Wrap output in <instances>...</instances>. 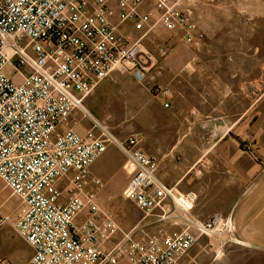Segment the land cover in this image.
<instances>
[{
  "label": "built area",
  "instance_id": "built-area-1",
  "mask_svg": "<svg viewBox=\"0 0 264 264\" xmlns=\"http://www.w3.org/2000/svg\"><path fill=\"white\" fill-rule=\"evenodd\" d=\"M146 1L0 0V180L24 205L16 219L0 208V230L10 225L32 247L27 264H179L202 237L214 239L219 252L240 243L233 214L203 221L193 213L196 193L159 179L158 162L140 147L141 137L119 141L98 123L99 134L63 130L116 69L144 82L168 56L165 42L157 53L143 43L156 25L182 31L195 50L204 47L206 36L180 10L181 0H154L155 10L140 13ZM128 22L145 35L130 41L120 32ZM9 67L28 74L15 83ZM241 90L263 98L264 70ZM155 92L170 100L175 88L158 85ZM111 145L132 165L124 196L145 215L128 233L101 208L106 184L92 172Z\"/></svg>",
  "mask_w": 264,
  "mask_h": 264
},
{
  "label": "crops",
  "instance_id": "crops-1",
  "mask_svg": "<svg viewBox=\"0 0 264 264\" xmlns=\"http://www.w3.org/2000/svg\"><path fill=\"white\" fill-rule=\"evenodd\" d=\"M240 1L181 0L180 10L206 36L204 47L195 50L187 46L182 31L168 32L163 25L165 36L161 30L153 35L161 26L156 25L143 40L155 53L165 42L168 56L144 82L116 69L86 97L85 110L72 113L63 130L82 136L91 130L99 134L98 123L119 141L141 137L140 147L158 162L159 179L168 186H178L183 193L198 195L193 213L199 219L233 214L240 243L230 245L231 252L240 256L241 264H247L256 255L264 260V97L250 99L241 86L250 76L263 74L264 31L256 37L232 35L229 25L235 18L253 13L251 19L264 29V1L256 0L255 5ZM145 3L140 13L148 12L143 10ZM134 31L139 30L130 22L120 26L130 41L145 35V31ZM158 85L173 86L175 95L164 99L155 92ZM250 134L255 137L261 163H250L240 145ZM110 149L119 158L107 156ZM127 165L124 152L111 145L92 166V172L107 185L108 193L103 197L107 202L117 203L118 195L124 196L132 171V165ZM117 179L122 182L115 184ZM66 181L59 184L63 199L67 196ZM114 189L118 192L113 193ZM204 238L179 264H207ZM8 251L11 259L0 258V264H27L34 254L25 244L8 245Z\"/></svg>",
  "mask_w": 264,
  "mask_h": 264
},
{
  "label": "rangeland",
  "instance_id": "rangeland-1",
  "mask_svg": "<svg viewBox=\"0 0 264 264\" xmlns=\"http://www.w3.org/2000/svg\"><path fill=\"white\" fill-rule=\"evenodd\" d=\"M239 4L255 5L256 0H241ZM153 9L155 10L154 3H152V0H148L145 3L143 10L150 11ZM253 16L255 17V14L249 13L246 14V18H242V19L235 18L233 20L234 21L233 24L229 25V27L231 28L229 31L232 33V35L237 34L247 37H256L259 34V32L264 31L263 27H261L260 24L257 23L255 18L251 19V17ZM162 29H163L162 25L157 27L153 35L157 34L160 30L162 31ZM163 31H162V36H165V33ZM134 32L138 34L141 33L139 31H134ZM145 42L146 41L143 40V43L146 45ZM147 47L150 48L149 46ZM251 64L252 63H250V65ZM252 70L253 67H250V72ZM27 74H28V68H23L21 71H17V72L12 67H9L8 69V75L13 79L15 83H21ZM259 77L260 76L257 77L250 76L249 78H247V80H245V82H251ZM240 142H242L241 143L242 149H244V152L247 154L250 163L255 164L257 162L260 163L262 162V158L258 157L257 155L256 140L255 137L252 136V134L249 135L247 140ZM107 156L119 158V154L117 155L114 149H110L109 153H107ZM101 161L99 162L101 163ZM120 182L122 181L117 179L115 184H119ZM111 191L113 193L118 192V189H114ZM107 193L108 190L106 185L105 190L99 196L100 198L99 203L101 205V208L105 210L109 215H111L117 221V223L122 228V230H124L125 233L131 231L140 223L141 225L144 224L145 215L131 201L126 199L123 196V194L118 195V199H117L118 201L117 203L116 202L114 203V201L112 202L110 200L109 202H107L108 201L107 199H103V197ZM21 204H22L21 199L13 195L12 191L5 185V183L2 180H0V208L2 212L6 216H11V219H16L24 207V205ZM156 227L157 226L153 225L144 228L138 232L136 237L141 235L143 232H153L156 229ZM204 239L207 241L206 243V247H207L206 251L208 252L207 254L208 257L206 260L207 264H241V262H243V260L240 259V256H238V254H234L231 252L230 245H228L222 252H219L218 244L214 239L208 237ZM11 244H13L14 247L15 246L22 247V245L24 244L28 246L27 242L23 240V238L19 237L10 225H7L4 229L0 230V258L11 259L10 252L8 251V245ZM235 256H237L236 260H234ZM244 259L245 261L247 260L246 257ZM262 262H264V260L259 255H256L253 261L247 264H259Z\"/></svg>",
  "mask_w": 264,
  "mask_h": 264
},
{
  "label": "trees",
  "instance_id": "trees-1",
  "mask_svg": "<svg viewBox=\"0 0 264 264\" xmlns=\"http://www.w3.org/2000/svg\"><path fill=\"white\" fill-rule=\"evenodd\" d=\"M241 147H242V144H241Z\"/></svg>",
  "mask_w": 264,
  "mask_h": 264
}]
</instances>
